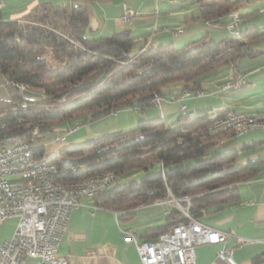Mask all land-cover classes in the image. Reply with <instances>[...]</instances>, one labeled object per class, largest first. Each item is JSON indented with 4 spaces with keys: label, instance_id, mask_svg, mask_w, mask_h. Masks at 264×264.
<instances>
[{
    "label": "trees",
    "instance_id": "obj_1",
    "mask_svg": "<svg viewBox=\"0 0 264 264\" xmlns=\"http://www.w3.org/2000/svg\"><path fill=\"white\" fill-rule=\"evenodd\" d=\"M200 2L205 20L235 12L237 3ZM21 20L0 14V82L10 93V99L0 100V142L21 136L38 157L46 155L57 166L55 179L60 182L112 172L116 183L93 198L97 205L118 212L120 219L129 220L138 208L174 197L182 206L189 205L192 218L203 222L205 215L239 202V184L258 174L264 157L243 161L241 150H215L226 135L237 133L211 132L208 108L194 115L183 112L175 126H167L162 117L141 119L132 130L68 145L59 150L62 156L47 153L42 143L47 131L41 127L55 131L65 120L88 123L127 108L144 109L173 82L183 83L180 91L199 89L205 75L258 53L254 46L264 36L259 27L220 41L204 36L182 47L169 43L136 50L130 29L87 38L90 15L82 4L44 2ZM16 83L25 85L22 93ZM70 125L68 129L75 126ZM137 169L146 171L139 181L118 182ZM171 204L166 222L146 229L141 239L154 240L189 219ZM249 264H264V251L253 255Z\"/></svg>",
    "mask_w": 264,
    "mask_h": 264
},
{
    "label": "crops",
    "instance_id": "obj_2",
    "mask_svg": "<svg viewBox=\"0 0 264 264\" xmlns=\"http://www.w3.org/2000/svg\"><path fill=\"white\" fill-rule=\"evenodd\" d=\"M69 1L82 4L89 12L90 25L84 33L87 38L109 36L130 29L135 42H139L138 48L135 46L136 50L169 43L182 47L204 36L220 41L239 35L252 26L259 27L264 33L263 0H233L237 1L235 12L213 20H205L200 16V0H182L183 3L175 0H0L3 3L0 14L3 19L21 20L26 12L41 3ZM123 3H128L136 11L132 23H124L119 19ZM234 16L238 17V24L235 30L230 31L227 25L234 20ZM254 49L258 52L255 56H243L235 65L228 67V64L202 77L199 89L204 91V95L188 98L185 111L180 110L178 103L164 99L162 109L150 103L142 110L127 108L112 114L118 116L123 111L133 112L134 125L141 119L155 117H162L172 123L183 112L191 115L202 108H208L212 113L228 110L240 114H264V94L256 89L264 79V36L257 41ZM237 73L244 74L247 83L235 92L221 90V86L232 81ZM182 87V82L166 85L163 97L179 92ZM0 97L1 100L10 99L3 84L0 85ZM98 131L97 128L95 133ZM237 135H226L219 145L225 144L234 147L233 150L243 151V161L264 157V128L239 134L241 137L235 139ZM252 144L253 147L243 150ZM239 190V202L228 204L215 214L205 215L202 220L216 229L231 231L238 237L248 239V242L235 246L234 260L238 264H249L253 255L264 251V163L254 178L239 184ZM168 203L155 202L140 207L144 210L157 207L162 209L159 217L150 214L144 216L142 226L136 230L140 236L146 229L162 224L169 208L163 210L161 206ZM120 220L118 212L97 205L93 197H84L82 205L70 215L68 229L59 245V254L67 256L70 264H142L136 247L125 241L119 228ZM219 249L220 244L196 246L197 264H225L216 259Z\"/></svg>",
    "mask_w": 264,
    "mask_h": 264
},
{
    "label": "built area",
    "instance_id": "obj_3",
    "mask_svg": "<svg viewBox=\"0 0 264 264\" xmlns=\"http://www.w3.org/2000/svg\"><path fill=\"white\" fill-rule=\"evenodd\" d=\"M157 2V0H154ZM3 3L0 2V9ZM136 11L128 3H123L119 19L124 23L134 21ZM238 17L234 16L227 27L233 31ZM21 23L31 21L21 20ZM178 32H181L179 30ZM247 83L246 76L237 73L235 78L223 84L221 90L231 91ZM20 93L25 85L16 83ZM204 95L201 89H185L172 92L168 97L155 95L151 103L162 109L164 99L179 104L180 110L187 109V99ZM137 110H142L137 107ZM118 111H115L116 114ZM251 114L227 112L226 119H212L209 129L216 133L238 128V134L264 126L242 127V119ZM57 166L46 161V155L38 157L32 152V144L21 136H12L0 142V225L8 218L19 219L15 233L9 240L0 243V264H70L67 256L59 254L60 242L68 229L70 215L82 205L84 197H94L104 186L115 181H101L88 192L54 193L47 191V183H56ZM189 202V198H185ZM159 203L175 202L189 218L178 223L154 240H142L136 232H126L138 252L142 264H197L196 246L220 244L216 259L225 264H238L234 260V248L248 239L238 237L231 231L216 229L206 223H194L188 212L189 205L182 206L179 200H159Z\"/></svg>",
    "mask_w": 264,
    "mask_h": 264
},
{
    "label": "rangeland",
    "instance_id": "obj_4",
    "mask_svg": "<svg viewBox=\"0 0 264 264\" xmlns=\"http://www.w3.org/2000/svg\"><path fill=\"white\" fill-rule=\"evenodd\" d=\"M175 1H178L179 3H183L182 0H175ZM67 3H70V1ZM75 3H76V1H75ZM55 4H64V3L60 2V3H55ZM76 4H78V3H76ZM138 46H139V42L136 40V47L138 48ZM226 66L227 65H225L223 67H226ZM230 66H231V64L228 65V67H230ZM223 67H221L219 69H222ZM211 73H213V72H211ZM1 84L2 83L0 82V85ZM5 88H7V87L5 86ZM256 89H257V92H259V93L261 92V94H264V79L260 81V84ZM7 91H8V88H7ZM235 91H237V90L236 89L233 90V92H235ZM8 93H9V91H8ZM9 95H10V93H9ZM225 95L226 94H224V96ZM134 110L136 111V109H134ZM113 114L107 115V116H102V117L95 119L93 121H89L88 123H84L82 121V119H80V118L65 120L56 126L57 130H55V131H51L52 129L50 127H43L42 131H47V132L45 134V137L42 140V143L46 144L47 153H50V154L51 153H57L59 156H62L60 154L59 150L68 146V145L78 144V143L84 142L86 140L102 136L106 133L118 132V131H129V130H132L133 128H135L137 123H138V121H137V123H135V125L133 123V120L135 118V115L133 114V112L127 113V112L123 111L118 116H115ZM191 115H194V113H192ZM177 119H178V117L175 119V121H174L175 123L174 122L171 123L167 120H165V123L167 124V126H175L178 123ZM70 121L75 126L71 129H68L71 127ZM97 128L99 131L97 133H95ZM240 137L241 136L238 134L237 136H235V139H239ZM232 148H234V147H227V146H225V144H222V145H218L215 150H233ZM145 175H146L145 170L137 169V170H134V171H132L126 175L119 177L118 182L119 183H125V182H129L132 180L139 181ZM172 206H173V204L168 203V204L163 205L161 207L164 210L165 207L171 209ZM146 214L154 215L156 218L162 214V209L159 207L151 208V209H147V210H144L142 208H140V209L138 208L135 216L133 218H131L130 220H122V219L120 220V225L122 228L121 227H119V228L121 229V231L124 235L125 241L132 244L133 246H135V245L127 239L126 232H136V230L142 226V221H143L144 216ZM160 220H162V219H160ZM18 221H19V219L17 217H12V218H8L3 224L0 225V243H3L4 241L9 240L13 237L15 230H16V227H17V224H18ZM165 222H166V218L164 219L162 224ZM136 233H138V232H136Z\"/></svg>",
    "mask_w": 264,
    "mask_h": 264
},
{
    "label": "bare ground",
    "instance_id": "obj_5",
    "mask_svg": "<svg viewBox=\"0 0 264 264\" xmlns=\"http://www.w3.org/2000/svg\"><path fill=\"white\" fill-rule=\"evenodd\" d=\"M239 34V31H238ZM227 112L224 115H220L216 112L212 113V119H226ZM253 126H264V114L251 115L249 119H242V127ZM238 134V128H231ZM32 152H34V146L32 145ZM47 162H50L46 158ZM117 177L112 172H104L101 175L92 177L79 182H60L56 180V183H47V191L54 193H75V192H88L91 187L99 184L101 181H115ZM113 185L104 186V188L99 189L103 191L105 189L111 188ZM194 223H202L197 219H194Z\"/></svg>",
    "mask_w": 264,
    "mask_h": 264
},
{
    "label": "water",
    "instance_id": "obj_6",
    "mask_svg": "<svg viewBox=\"0 0 264 264\" xmlns=\"http://www.w3.org/2000/svg\"><path fill=\"white\" fill-rule=\"evenodd\" d=\"M41 129H43V127H41Z\"/></svg>",
    "mask_w": 264,
    "mask_h": 264
}]
</instances>
